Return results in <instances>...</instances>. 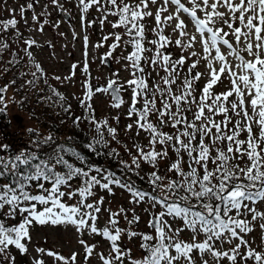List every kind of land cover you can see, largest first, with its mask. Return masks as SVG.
I'll return each instance as SVG.
<instances>
[{"label":"snow or ice","instance_id":"1","mask_svg":"<svg viewBox=\"0 0 264 264\" xmlns=\"http://www.w3.org/2000/svg\"><path fill=\"white\" fill-rule=\"evenodd\" d=\"M67 5L80 16L84 60L73 63L68 76L53 78L71 81L82 63L84 93L76 98L82 115L72 112L36 60L33 50L43 45L18 28L23 21L28 31L56 29L60 21L49 19V9L69 19ZM18 9L19 20L16 8L0 9L10 16L0 19V80L13 73L0 84V115L35 95L38 104L59 108L60 123L71 120L83 138L70 135L57 143L52 125L46 135L29 127L32 139L23 148L0 143V258L15 264L12 247L29 254L30 229L39 224L100 235L109 243L107 253L79 240L84 259L98 256L100 264H264V0H26ZM92 10L99 15L88 19ZM96 24L101 32L105 24L112 31L91 44L90 52L89 30ZM9 30L12 36L6 37ZM79 38L73 29V39ZM109 40L99 58L120 69L105 85L94 86L89 56L97 58ZM121 69L127 79L121 80ZM97 94L111 97L117 115L97 117ZM125 106L129 123L123 132L130 147L118 128ZM141 133L146 144L139 141ZM107 160L118 171L101 163ZM115 187L129 193L131 204L148 205L149 233L119 226L120 218L128 225L140 221L135 208L131 219L123 207L105 209L109 219L98 225L104 198L97 192L113 194ZM133 238L140 241L137 254L123 244ZM35 251L32 264H46L44 256L53 264H78L77 252Z\"/></svg>","mask_w":264,"mask_h":264},{"label":"rangeland","instance_id":"2","mask_svg":"<svg viewBox=\"0 0 264 264\" xmlns=\"http://www.w3.org/2000/svg\"><path fill=\"white\" fill-rule=\"evenodd\" d=\"M26 0H7V5L0 3V9L4 7H12L17 9L16 18L19 20L18 15V4H24ZM44 0H41L43 3ZM68 8V12L70 13V22L69 19L63 17L62 14H57L53 9H49L52 12V15L49 19L52 21H60V25L58 28L53 29L50 26H45L44 32L41 34L35 31H28L25 28L23 21L18 25L19 30L24 34V37H32L35 38L43 47L35 48L34 55L36 60L39 61L42 67L46 70L49 76V83L56 87L61 93H63L68 102L72 104V109L75 111L76 115H82L83 109L79 107L77 97H82L84 93V89L82 88V81L85 79L84 75L81 72L82 63L78 65L76 70L75 77L72 78L71 81L60 83L57 82L53 77L61 76L62 78L69 75V71L73 63L82 62L84 60V46H83V35L84 33L81 30V22L78 10L73 8L71 5L66 6ZM36 11L39 13L41 9L38 7ZM94 15H99L95 13L94 10L90 11L88 19H92ZM28 24L32 25V13H26ZM10 18L9 13L7 11L0 10V19ZM109 19H115L114 17H109ZM73 29L76 33L80 35L79 39H73ZM112 29L109 25L105 24L104 32L100 31L99 24L93 26L92 29L89 30L90 33V46L89 51L91 52V44H94L101 40L102 36L111 32ZM59 33H64L63 36L59 35ZM6 37L12 36V30H9L8 33H5ZM50 41L53 45L52 48L48 47L46 42ZM111 43V40L105 43V46L97 49L96 57L94 60L91 56H89V68L92 77V83L94 86L103 85L108 78L112 76V73L120 69L119 64H115L114 62L109 61L106 64H102L99 57H101L102 53H106L108 51V44ZM23 47V45H21ZM14 50H18L15 44L12 45ZM199 51V47L196 48ZM119 51V49L117 50ZM54 53V55H53ZM174 53L179 55V50L175 49ZM23 55V53H21ZM4 59H8V53L4 54ZM203 71V68L199 69ZM15 71V69L13 70ZM13 75L12 72L8 73L6 76L0 80V84L6 83ZM120 78L121 80L128 78V73L124 70H120ZM43 86V85H42ZM44 87V86H43ZM14 92L12 89H9L8 95L13 96ZM20 97L19 92L15 93V98L18 101ZM36 96L34 97V99ZM125 99H128V96L125 95ZM111 97L107 94H97L94 96L92 104L96 110L97 117H112L117 115L118 110L110 107ZM123 112L124 115L121 116L120 123L118 128L120 129V138L125 143L131 146V141L125 140L123 129L129 121L125 118L127 113V107H123L119 110ZM0 123H3L4 126H0V143H5V140L11 138L13 141L15 139L18 141V148H23V144L26 143V140L22 136L29 135L27 133V129L29 127H35L37 130L43 132V128L38 125V123L29 115V112L20 105L13 103L11 104L6 114L0 115ZM115 125V121H112ZM86 127V125H83ZM14 132H20L22 136H15ZM4 133V135H3ZM94 134V133H93ZM128 135L133 136L134 133H129ZM15 137V138H12ZM139 141L141 143L146 144L147 141L144 139V134L141 133L139 137ZM115 146V145H113ZM122 155L123 149H120ZM124 158L127 159V156L124 155ZM147 171V168L145 169ZM164 172V165H161V174ZM144 175V172H142ZM78 183V182H77ZM104 198V204L102 205V211L99 214L98 225L103 226L107 223L109 219V213L105 209H111L112 211H116L118 208L123 207L128 210V217L131 219L133 213L131 209L135 208V215L139 216L141 219L138 223L133 225H128L123 218L119 220V226L121 228H127L130 230H135L139 232L149 233L151 229L149 228V213L144 209L148 207V205H133L129 202V193L120 189L119 187H115L113 194H109L104 190H99L97 192V198ZM19 217L16 220H10L9 223H16ZM31 233V242L28 244L29 254H21L18 250L12 247L11 254L15 257V264H32V258L36 257L38 254L35 249L37 247L44 248L46 250L51 249L54 251H58L59 253L68 256L72 252H77L78 256V264H100V259L98 256H93L88 259H84L83 256V248L79 244L80 239H84L88 241L90 244H95L97 247L95 251L97 252H105L107 253L109 248V243L106 239L101 238L100 235H90L87 232H84L83 235L79 234L74 226L71 225H62V226H52V225H39L36 224L34 227L30 229ZM257 238V243H259V237L261 235L259 229L253 234ZM140 241L138 239L133 238L132 240H123V244L127 245L128 248L132 249L133 254H137V247ZM46 264H53V260L51 257L44 256ZM0 264H7V262L0 258Z\"/></svg>","mask_w":264,"mask_h":264},{"label":"trees","instance_id":"3","mask_svg":"<svg viewBox=\"0 0 264 264\" xmlns=\"http://www.w3.org/2000/svg\"><path fill=\"white\" fill-rule=\"evenodd\" d=\"M20 97L18 99V101L20 100L21 96L23 95L22 92H19ZM46 94V93H45ZM35 95H32L29 100L24 103V105L22 107H24L28 112L29 115L38 123L39 126H41L43 128V134H47V132L49 131L50 126L54 125L55 127L51 128V130L54 132V134L58 137H60V140H57V143H60L62 140L66 139L67 136L70 135H74L77 137V139H82L83 138V134L81 132H79L76 129H73L71 126V120H68L67 123L65 124H61L60 121L63 117V113L60 111L59 108L56 109H51L46 107L45 105L42 104H38L37 103V99L35 98ZM73 112V110H72ZM59 113V115L57 114ZM74 113V112H73ZM0 126H4L3 123H0ZM82 127H84L82 125ZM85 128V127H84ZM85 130L87 131V129L85 128ZM4 135V133H3ZM15 136H22L20 134V132H17V134L14 132ZM24 137V139L26 140V143L23 144V146H25L26 144H29L32 137L30 135L27 136H22ZM12 138H15L12 136ZM5 143H10L14 149H19L18 148V141L15 139V141H13L11 138H8L5 140ZM101 163L105 164V166L110 167L113 170H117L118 171V166L110 161H101ZM141 175H143L141 173ZM133 179L136 181V184L138 187H143L144 189H148V185L143 183L142 181H140L138 178L133 177ZM10 222V221H9Z\"/></svg>","mask_w":264,"mask_h":264}]
</instances>
